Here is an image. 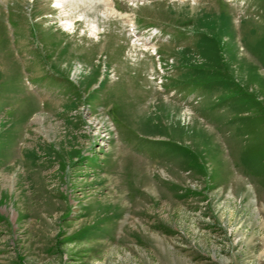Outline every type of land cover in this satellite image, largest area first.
Returning <instances> with one entry per match:
<instances>
[{
    "label": "rangeland",
    "instance_id": "obj_1",
    "mask_svg": "<svg viewBox=\"0 0 264 264\" xmlns=\"http://www.w3.org/2000/svg\"><path fill=\"white\" fill-rule=\"evenodd\" d=\"M113 6L0 0V264H264V0Z\"/></svg>",
    "mask_w": 264,
    "mask_h": 264
},
{
    "label": "bare ground",
    "instance_id": "obj_2",
    "mask_svg": "<svg viewBox=\"0 0 264 264\" xmlns=\"http://www.w3.org/2000/svg\"><path fill=\"white\" fill-rule=\"evenodd\" d=\"M56 1H58V0H56ZM102 2H103V4L104 5H107L108 7H110V8H113L114 6H113V0H102ZM59 3V2H58ZM60 5V4H59ZM113 10V9H112ZM68 23V24H67ZM65 26L66 25H70V23L69 22H65L64 21V23H63Z\"/></svg>",
    "mask_w": 264,
    "mask_h": 264
}]
</instances>
